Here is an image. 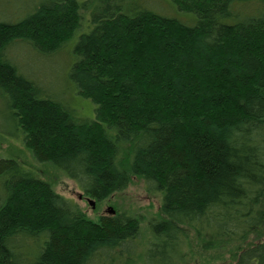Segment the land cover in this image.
Masks as SVG:
<instances>
[{"label":"trees","instance_id":"16d2710c","mask_svg":"<svg viewBox=\"0 0 264 264\" xmlns=\"http://www.w3.org/2000/svg\"><path fill=\"white\" fill-rule=\"evenodd\" d=\"M1 1L0 137L97 203L139 178L163 216L139 246L124 214L92 220L1 160L0 264H206L185 228L213 264H264V0ZM70 41L59 100L21 57Z\"/></svg>","mask_w":264,"mask_h":264},{"label":"rangeland","instance_id":"374dc122","mask_svg":"<svg viewBox=\"0 0 264 264\" xmlns=\"http://www.w3.org/2000/svg\"><path fill=\"white\" fill-rule=\"evenodd\" d=\"M34 1L38 2L39 0ZM14 2L15 5H24L23 0H14ZM148 3H150V6H155V2L150 1ZM3 6H5V3L1 1L0 7ZM80 30H83V24ZM70 44L71 41L58 50L57 52L60 54H57V56L55 54L56 57L42 53L37 54L38 52L33 51L30 53L22 52L21 57V63L24 66L22 69L23 74L30 77L29 79L33 80L38 87L43 88L46 92L51 93L59 100L64 99L61 97L64 87L63 75H58V71V74H56L54 66L59 63L66 64L68 66L71 61V57L69 56ZM37 55L39 57H37ZM53 60L55 61L54 63H52ZM67 74L69 75V72L65 73L64 80L69 83ZM38 80H42L41 82L46 81V83H41ZM69 89L70 90L65 92L66 97H73L74 100L80 101L77 103V109L81 112V114L90 116L92 114V107L89 105V101L81 99L79 96L75 95V90H73L72 87H69ZM0 115H4L5 117L7 115V110L5 109L4 103L1 101ZM0 132L11 134L8 127L4 125L1 120ZM13 159L18 161L23 167H26L34 172L36 174V178L51 184L55 193L70 199L80 208V210H82V212L87 215V217L92 220H95L100 216H114L120 213L125 216L128 215L138 220H142L144 223L140 224L139 227L141 228L140 233L142 241L144 242L149 240V234L146 227L147 222H150V220H156L157 218H162L163 216L161 213V195L147 193L145 191L143 181L139 178L131 177L130 183L123 191L113 194L110 198L102 202H95L94 206H91L86 199L80 195L82 192H80L73 181L64 177L57 170L48 166H43L42 164L34 161L30 152L25 148L21 141L16 139L14 140L13 138L5 139L0 137V161ZM1 189L2 187L0 186V191ZM110 209L113 211L112 213H110ZM184 231L190 241V243H187V248L191 249L197 261H200L201 263L206 262V264H213L210 254L197 247L195 235L193 234L194 232L189 228H185ZM224 254L227 255V251L224 252ZM215 257L217 258L218 256L215 255Z\"/></svg>","mask_w":264,"mask_h":264},{"label":"bare ground","instance_id":"6f19581e","mask_svg":"<svg viewBox=\"0 0 264 264\" xmlns=\"http://www.w3.org/2000/svg\"><path fill=\"white\" fill-rule=\"evenodd\" d=\"M55 61L53 60L52 61V63H54ZM66 68H67V65L66 64H63V63H59V64H57L56 66H54V71H55V73L56 74H58V72H59V74L58 75H64L65 74V72H66ZM58 71V72H57ZM26 168V167H25ZM130 177H132V175L130 176ZM144 183V182H143ZM100 217H115V215L114 216H100ZM125 217H127L128 219H130L132 222H136V223H138L137 225L138 226H140V224H143L144 222L142 221V220H138V219H136V218H134V217H132V216H128V215H126ZM151 221V220H150ZM150 225H151V223L148 221L147 222V224H146V227H150ZM139 232V231H138ZM147 243V242H144V241H141V243H139V246L140 245H145V244ZM124 250H126V248L124 247Z\"/></svg>","mask_w":264,"mask_h":264},{"label":"water","instance_id":"95a60500","mask_svg":"<svg viewBox=\"0 0 264 264\" xmlns=\"http://www.w3.org/2000/svg\"><path fill=\"white\" fill-rule=\"evenodd\" d=\"M88 203H89V205H91V206H94V201H92V200H88ZM110 211V213H112L113 211L110 209L109 210Z\"/></svg>","mask_w":264,"mask_h":264}]
</instances>
